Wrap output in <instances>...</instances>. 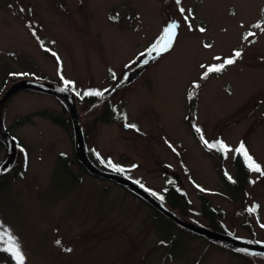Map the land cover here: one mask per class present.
Segmentation results:
<instances>
[{"label":"rangeland","instance_id":"374dc122","mask_svg":"<svg viewBox=\"0 0 264 264\" xmlns=\"http://www.w3.org/2000/svg\"><path fill=\"white\" fill-rule=\"evenodd\" d=\"M263 10L264 0H0V98L32 81L1 107L14 138L11 160L19 143L27 158L0 185V231L17 238L25 264H264L255 258L264 251L178 229L144 198L87 171L76 156L69 102L33 85L73 82L69 97L92 166L122 167L116 173L185 221L210 228L204 203L219 208L213 220L223 232L212 229L264 245V176L248 168L241 192L220 172L236 174L241 141L264 170V18L256 22ZM171 21L177 37L156 56L150 49ZM235 51L233 64L204 77ZM89 87L103 95L77 103L75 90ZM42 110L62 123L35 113ZM201 134L233 150L208 149ZM168 175L186 192L185 205L159 197ZM0 258L14 264L10 254Z\"/></svg>","mask_w":264,"mask_h":264},{"label":"water","instance_id":"95a60500","mask_svg":"<svg viewBox=\"0 0 264 264\" xmlns=\"http://www.w3.org/2000/svg\"><path fill=\"white\" fill-rule=\"evenodd\" d=\"M26 81L27 80H24V81H20L18 83L13 84L12 86L9 87V89L5 92V94L0 98V136L7 143L5 156H4L3 160L0 162V174H2L4 171H6V169L9 167V165L11 163V151H12V138L10 137V135L8 134V132L5 130V128L3 126L2 119H1V107L4 103V101L10 96V94L13 93V91H15L17 89L19 84H26V83L32 82V81H30V82H26ZM33 85L38 87V88L48 90V91L58 95L59 97H61L63 99H66L65 96H70V91L68 89H65V87H63V86H53V85H48L47 83L38 82V81H34ZM61 89H65V90L62 91ZM69 106L71 108L70 117H71L72 125H73L74 130H75V136H76L75 137L76 155H77V158L79 159V161L85 166V168L89 172L96 174V175H99L101 177L113 179L117 183L125 186L126 188H128L132 192L136 193L140 197L147 200L155 208H157L161 213H163L166 217H168L169 219H171L172 221H174L178 225H180L184 228H187V229H189V230H191V231H193L199 235H202L204 237H207L209 239L216 240V241L230 242V243L239 245L241 247H244L247 250L254 249L257 251H264V245L249 243V242L240 240L236 237L230 236L228 234L212 230V229L207 228L205 226L198 225V224H195V223H192L189 221H185L184 219L180 218L175 213L170 211L168 208L160 205L152 196H150L140 185H138L133 180H131L125 176H122L120 174H117V173L103 172V171L96 169L94 166H92V164L90 163V161H89V159L85 153L84 141L82 139V132H81V129H80L79 123H78V115L75 111L74 102L72 99L69 101Z\"/></svg>","mask_w":264,"mask_h":264},{"label":"snow or ice","instance_id":"6c2138e0","mask_svg":"<svg viewBox=\"0 0 264 264\" xmlns=\"http://www.w3.org/2000/svg\"><path fill=\"white\" fill-rule=\"evenodd\" d=\"M181 0H176L177 5H179ZM23 10V9H22ZM179 11L181 14L185 12V9L183 7L179 8ZM191 10H189L190 12ZM185 22L188 21V16H184ZM256 27H260V25H256ZM189 28L191 30V25H189ZM177 29L178 24L175 21H171L167 23V25L163 28L161 35L157 38L156 43H154L150 49L151 52H154L156 56H159L167 51H169L173 43L177 37ZM199 31L203 32L205 31L204 28H199ZM35 35V33H33ZM254 33L248 32L245 34V38L253 36ZM206 48L210 47V45L205 44ZM55 56L56 54L53 53ZM144 54L141 53V56ZM241 53L239 51H235L233 57L231 58H225L223 59L222 63L213 64L210 66H207V70L203 73L204 77L208 76L209 73L213 72H220L222 69H224L227 65H231L235 62V58L239 57ZM215 60L219 61L221 60L220 57H214ZM201 68H205L204 65H201ZM19 75H27L26 73L19 74ZM73 82L64 80L65 89H67ZM195 86V85H194ZM65 89H61L62 91ZM107 91V90H105ZM84 96H102L103 93L99 91L89 90L83 93ZM128 128H136L137 126L135 124H126L125 125ZM196 131L198 133L201 132L200 128H196ZM201 141L204 143V145L208 149H215L223 154H227L228 152L232 151L228 144H226L225 141L222 139H217L213 142L207 141L204 136L201 134L200 136ZM234 151L238 154H240L249 170L259 173L260 175L264 176V170H262V167L259 163H257L254 158L250 155L248 149L245 146V143L241 141L238 146L235 147ZM110 166L113 168L116 172H123L124 169L118 165L111 164V161H109ZM135 167V165H133ZM230 178V177H229ZM143 187V185H141ZM163 199V197H160ZM249 211H254V209H249ZM264 227V225H261ZM57 244L60 243V241L56 242ZM163 243V242H162ZM70 251V249H67ZM0 251L5 252L7 254H10L11 258L14 261V264H25V256L22 253L21 247L17 241V238L12 235L8 229H3V231H0Z\"/></svg>","mask_w":264,"mask_h":264},{"label":"trees","instance_id":"16d2710c","mask_svg":"<svg viewBox=\"0 0 264 264\" xmlns=\"http://www.w3.org/2000/svg\"><path fill=\"white\" fill-rule=\"evenodd\" d=\"M264 18V10L261 12L260 17L257 19V23L258 22H262ZM89 90H94V91H99L101 92L100 88H96V87H89L87 89H77L75 90L76 92V96L77 97V103L80 102L79 99H83L85 96L83 95L84 92L89 91ZM93 98L98 99L99 96H91ZM103 102V100H102ZM66 109V107H65ZM38 113L40 115L43 116H47V118H49L50 120H52L53 122L59 123L61 124L62 122L59 121L58 117L55 116L53 113H50L49 111H45L42 110L40 112H35ZM215 141V140H212ZM0 142H2L1 138H0ZM26 158H27V149L24 148L20 143L16 145V161L12 162L11 167L0 177V185H2V181H3V177L5 175H9L10 172H12L13 170L15 171L16 168L19 169V167H22L25 162H26ZM233 162L234 165L236 166V174L234 173L233 175L228 174L226 172V169L223 167H220V172L222 174V177L225 178L226 182V186L232 190L235 189L237 191H243V189L245 188V184L250 183L251 178H250V173L248 170V167L246 165V163L240 159V156L238 153H234L233 154ZM17 165V166H16ZM230 177V178H229ZM166 184L164 185L161 193L159 194V197H163V201L167 202V204L174 208V207H180L181 205H185V203L187 202V194L186 192L182 189V188H178V186H176L175 184H173V178L171 176H166ZM205 200V199H203ZM203 215L208 217L209 220L211 221L210 227L217 229L219 231H222L217 223L213 220V218L222 216V210L219 208H215L213 206H210L208 203H204L203 206ZM165 218V220L169 221L170 223L174 224L178 229H181L180 226H178L177 224L173 223L172 221H170L169 219H167L165 216H163ZM190 218V217H189ZM191 219V218H190ZM223 232V231H222ZM228 233V232H227ZM3 253L5 255H7V253L0 251V254L3 255ZM256 259L258 261H264V255H256ZM0 264H8V261H6L3 258H0Z\"/></svg>","mask_w":264,"mask_h":264},{"label":"bare ground","instance_id":"6f19581e","mask_svg":"<svg viewBox=\"0 0 264 264\" xmlns=\"http://www.w3.org/2000/svg\"><path fill=\"white\" fill-rule=\"evenodd\" d=\"M66 99H68V98H66Z\"/></svg>","mask_w":264,"mask_h":264}]
</instances>
